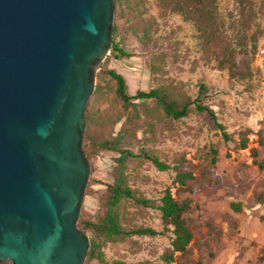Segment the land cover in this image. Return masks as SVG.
<instances>
[{
    "label": "rangeland",
    "instance_id": "rangeland-1",
    "mask_svg": "<svg viewBox=\"0 0 264 264\" xmlns=\"http://www.w3.org/2000/svg\"><path fill=\"white\" fill-rule=\"evenodd\" d=\"M119 1L114 19L117 40L131 56L119 60L108 55L97 74L105 69L117 70L126 78L131 95L137 90L164 87L171 96L195 99L200 83H205L209 91L202 96L203 102L215 110L233 140L224 139L207 113L194 110L176 120L152 100L126 107L114 90L100 97L93 93L88 109H99L114 123L105 134H120L124 148L135 153L151 151L172 165L184 157L195 179L187 185L191 191L185 192L174 183V170H159L140 158L121 165L116 161L117 152L93 153L80 219L98 221L104 216V184L118 178L139 196L156 201L170 188L175 197L190 198L194 206L187 215L194 238L188 253H178L173 264H264V201L260 199L264 194V0H215L221 34L210 50L194 22L175 11L173 4L161 0ZM257 30L261 31L251 62L253 76L231 79L227 69L218 68L215 53L226 43L236 42L242 32L253 34ZM248 45L251 47L250 40ZM106 80L103 84L109 86ZM243 132L249 138L245 149L239 146ZM84 142L86 145L89 139L85 137ZM212 148L217 150L215 162ZM231 203L239 204L241 211L235 212ZM120 214L126 228L164 230L159 210L133 200L123 201ZM86 234L89 239L95 236L90 229ZM172 237V232L121 237L108 241L104 251L111 262L165 264L162 255L171 246Z\"/></svg>",
    "mask_w": 264,
    "mask_h": 264
},
{
    "label": "water",
    "instance_id": "water-1",
    "mask_svg": "<svg viewBox=\"0 0 264 264\" xmlns=\"http://www.w3.org/2000/svg\"><path fill=\"white\" fill-rule=\"evenodd\" d=\"M115 0H0V264H86L87 109Z\"/></svg>",
    "mask_w": 264,
    "mask_h": 264
},
{
    "label": "trees",
    "instance_id": "trees-1",
    "mask_svg": "<svg viewBox=\"0 0 264 264\" xmlns=\"http://www.w3.org/2000/svg\"><path fill=\"white\" fill-rule=\"evenodd\" d=\"M174 5L175 11L182 13L186 19L191 20L200 32L204 40V46L210 50L214 41L221 34L220 21L216 15L215 0H161ZM116 11L120 6V1L115 0ZM249 8V7H247ZM250 9V8H249ZM261 30L255 31L253 34L242 32L236 42L226 43L215 53L218 68L221 70L227 69L231 79L240 78L246 79L253 76L251 62L257 51L258 33ZM118 25H114L113 46L111 56L115 59H123L130 57L131 54L123 47L120 41L117 40ZM248 40L251 41V47L248 45ZM98 83L94 94L98 97L109 95L110 90H114L117 98L123 102L126 107L135 106L138 101H155L156 106L163 109L166 115L176 120L185 118L192 111L207 113L214 125L222 132L226 141L233 140V136L227 131L226 126L219 121L215 110L203 102V95L209 89L205 83H200L199 96L195 99L189 96H171L164 87H155L148 91L137 90L131 95L128 92V83L124 75L115 69H105L97 74ZM109 80V85H104L103 82ZM114 124L100 112L99 109L89 108L87 110V130L85 137L89 139V143L85 145V152L90 159L93 153L100 151H111L119 153L116 161L121 165H126L130 159H145L152 162L159 170L167 171L174 170L176 176L175 184H179L182 191H191L187 185L195 179L192 171L188 168V160L180 156L174 164L163 161L151 151L142 150L140 153H135L130 149L123 147V138L120 134L117 136H109L105 131H109V126ZM93 133H96L95 135ZM242 133L243 137L239 142V146L243 149L248 148L249 138ZM253 154L258 157L256 148L252 149ZM212 161H216L217 150L212 148ZM259 163L263 168V164ZM104 184L103 182H99ZM106 193L102 196L105 206V214L98 221H91L81 218L79 227L84 232L90 229L95 236L91 238V250L89 252L86 264H127L123 261H109L106 258L105 247L108 241L128 237L133 235H166L167 232H172L171 246L163 253L162 260L165 264H173L176 261L178 253L182 255L188 253L189 245L191 244L194 233L188 219V213L193 210V201L190 198L180 199L175 197L170 188H167L164 195L159 201L139 196L127 182L118 178L114 183H105ZM264 201V194L260 196ZM133 200L136 204L145 208L157 209L161 213V219L164 226L163 231H159L153 227H136L126 228L123 225V218L120 214V208L123 201ZM235 212L241 211V206L236 203L230 204ZM88 237V236H87ZM2 264H11L10 261ZM197 264H202L201 262Z\"/></svg>",
    "mask_w": 264,
    "mask_h": 264
}]
</instances>
